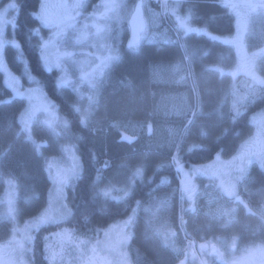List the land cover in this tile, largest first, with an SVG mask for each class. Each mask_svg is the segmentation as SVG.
Masks as SVG:
<instances>
[{
    "label": "trees",
    "instance_id": "obj_1",
    "mask_svg": "<svg viewBox=\"0 0 264 264\" xmlns=\"http://www.w3.org/2000/svg\"><path fill=\"white\" fill-rule=\"evenodd\" d=\"M0 2H11L12 9L6 14L14 13L12 22L4 23L10 37L5 62L21 75V83L29 77V83L39 86L53 101L60 121L73 136L79 160L78 177H72L65 188L69 215L63 221L45 225L42 235L34 234L30 264H49L44 236H51L62 224L66 244H71V236L93 242L121 221L128 223L131 237L127 249L132 264H176L178 258L177 264L181 263L184 254L177 258L171 246L151 232L162 225L178 237L181 197L184 217L193 220L192 225L185 224L190 236L201 241L206 228L211 232L219 226L216 222H208L205 228L201 222L198 224L202 210L193 218L203 201H197L199 191L189 200L178 190L180 170L187 177L191 169L210 167L209 162H213L219 171L223 160L253 133L254 115L264 109V90L250 92L234 104L238 81L244 79L243 86L249 91L254 85L239 70L235 47L220 38H230L236 30L228 4L222 0L169 2L173 7L170 11H175L170 12L169 19L175 22L176 13L184 16L191 30L178 34L164 17L163 23L170 29L167 39L158 43L141 40L136 48L126 44L130 23L124 20L119 41H113L115 56L111 60L108 57L91 89L92 96L96 90L91 104L78 106L80 89L74 80L60 83V70L47 69L41 59V42L48 33L38 11L41 0ZM147 9L149 5V13ZM255 67L264 74V56L257 59ZM2 79L0 73V147L6 146L7 151L9 146L13 148L9 158L0 161L4 168L0 167V175L16 182L15 215L20 220L34 216L46 205L51 179L42 161L47 156L48 164L49 157H60L63 150L51 144L42 151L48 155L41 159L43 153L31 145L28 135L25 143L15 139L21 133L19 106L11 93L8 98ZM34 125L32 122L24 134L28 132L33 138ZM103 159L108 161L106 168H102ZM245 166L248 168L241 170L236 183L240 198L236 220L231 223V233L241 234L242 239L233 252L255 247L258 244L247 243L264 239V231L258 227L264 220V157ZM206 176L197 175L194 182L220 190V182L215 181L216 185ZM2 187L0 179V193ZM243 224L253 226L247 230ZM6 227L8 224L0 226V240L8 233ZM232 237L228 235L227 240L232 241ZM178 241L182 246L183 242Z\"/></svg>",
    "mask_w": 264,
    "mask_h": 264
},
{
    "label": "rangeland",
    "instance_id": "obj_2",
    "mask_svg": "<svg viewBox=\"0 0 264 264\" xmlns=\"http://www.w3.org/2000/svg\"><path fill=\"white\" fill-rule=\"evenodd\" d=\"M11 1L13 2L14 0ZM71 1L73 6L68 2L63 4L62 0H41L38 11L41 14L42 23H45L48 27H56L58 33L57 40L50 30L53 28L47 30L48 33L44 41L41 42V59L47 69H59L62 71L59 75L60 83L74 80L76 87L80 89L78 90L80 94L77 96V104H80L78 106H84L90 105L95 96L96 90L92 96L91 89L99 76L98 73L104 68L108 57L111 60L115 56L113 37H110L109 40L107 36L109 34V21L112 20V16L107 0H97V3L99 2L97 8H95L94 3L86 5L88 0ZM147 2V5L152 7L155 6V2H158L161 10H158V6H155L154 10H152L154 15H152L150 10L147 9L149 13L146 12L144 6L139 8L134 5L132 10L135 8V14L139 13L140 9L144 12V26L139 27L140 15L136 16L132 13L133 19L131 26H129L127 46L136 48L137 42L146 38H148L146 42L149 43H158L159 40L165 41L167 32L171 28L169 27L170 29H168L163 23L164 17H167L169 26H172L178 34L179 31L185 33L191 30L184 16H178L176 13L175 22H173L171 17L169 19L170 12L174 13L175 11L174 9L170 11V8L173 7L168 1L147 0ZM161 2H165L163 8L161 7ZM11 4V2L7 4L0 2V73L3 76L2 84L9 91L7 96L11 93L12 99L17 100V105L19 106L21 133H18L15 139L23 142L25 141L24 137L28 135L26 138L29 137L28 139H31V145L35 146L39 152L45 151L44 149L51 144H57L63 150L60 157L57 155L49 157L48 164L46 163L48 159L46 155L48 153L44 154L42 152L43 156H41V159L46 156L42 162L48 171V176H50L51 186L46 195V205L34 216L19 220L17 214L15 215L16 182H12L3 174L0 175L3 184L0 193V226L8 224L9 227L4 239L0 240V263L27 264L29 261L30 264L31 244L34 234L41 232L42 235L45 233V230L43 231L45 225L63 221L69 215L68 210H66L68 207L64 201L65 188L72 177H78L79 160L74 147V139L73 142L71 139L73 136H69L65 123L63 124V121H60L53 101L45 95L39 86L29 83L31 82L29 77L28 81L21 83V75L19 76L13 72L5 62L4 51L10 41V37L4 27V23L5 20L12 22L14 19V13L6 14V11L12 9V6H9ZM228 6L235 16L236 30L230 38L223 36H220V38L222 41L231 42L235 47L239 70L244 76L250 77L254 85L253 89L249 91L243 86V82L246 83L244 79H242V82L238 81V90L235 89L236 94L233 99L234 104H238L240 102L238 98L242 99L253 91L258 94L264 90V74L259 73L257 67H255L257 59L264 56V0H244V2L229 0ZM77 9L80 12L75 17ZM132 10L130 11L132 12ZM118 11L121 15L124 13V9ZM73 16V20L76 19V21L72 24L70 22ZM77 22L81 24L79 28ZM155 22H157L156 28H154ZM81 27H85L87 31L81 32ZM77 28L78 33H70L71 29L75 30ZM133 29L135 31L136 29L138 31L144 29V32L140 38H134L131 37ZM65 41L70 43L71 53L65 49ZM57 44L62 47H58ZM73 49H80V53L73 55L77 52ZM24 78L27 80V76H24ZM0 94V97H2V92ZM254 116L255 130L248 138L240 142L234 154L228 157L227 160H223L219 171L216 165L212 164L213 162H209L210 164L208 165L210 167L191 169L192 173L190 175L187 174V177L180 170L178 190L189 200L194 198L196 191H199L197 201H203V203H199L200 208L198 205V208L195 209L197 211L193 218L199 216L197 213L202 210L203 218L200 221L198 220V224L201 222L205 228L208 227V222H216L219 229H214L210 232L206 228L200 235L201 238L205 235V239L201 241H197L192 236L189 238L187 235L188 231L186 232L187 229L185 230V224L189 223L192 225L193 220L189 216L184 217L185 214L182 209L183 198L181 197L180 205L182 210L180 209V214H178V221H180V234L178 237L175 231L170 230L166 226L159 225L151 230L154 236H157V239L168 243L169 246L184 254L182 262L179 264H212L213 261L217 262V264H264V239L262 237L256 243L248 240L250 241L247 243L249 244L248 246L258 244L255 247L239 249L238 252H233L235 244H241L239 240L242 238L241 234L233 235L231 233L233 228L231 223L233 224L236 220L240 198L236 194L237 180L241 173L248 168L245 165L264 157V109L256 112ZM32 122L35 124L33 127V132H35V134L33 133V138L28 132V134H24L25 130H29V125ZM20 136L22 139H18ZM122 138L129 140V138L123 136ZM30 147L32 148V146ZM9 148V151H7L6 146L0 147V161L1 159L5 161L6 158H9V153H11L13 147L9 146ZM1 164L0 167H2ZM107 165L108 161L103 159L102 168H106ZM207 173L210 175L206 176L205 174ZM200 174L212 179L216 185L217 182H220V190L214 186L208 188L200 187V185L196 184L194 180ZM19 188L22 187L19 186ZM230 197H234V199L232 200ZM187 209V213H189L190 208ZM204 221L206 224L203 223ZM243 225L247 230L253 226V224ZM64 226L62 224V227L56 232L53 230L51 236H44L46 257L48 256L49 258V264H132L127 249L131 236L126 221H121L115 227H110L103 232L102 238H97L93 242L86 241L82 237L75 239L71 236L69 239H74L71 244H66L67 240L65 239L67 236L65 235ZM258 227L264 231V220H261L260 224L258 223ZM228 235L233 236L232 241L231 239L227 240ZM178 240L183 242L182 246ZM78 244L83 245L78 246ZM177 250L171 249L176 254L178 253ZM179 260L180 258L176 259V264Z\"/></svg>",
    "mask_w": 264,
    "mask_h": 264
},
{
    "label": "crops",
    "instance_id": "obj_3",
    "mask_svg": "<svg viewBox=\"0 0 264 264\" xmlns=\"http://www.w3.org/2000/svg\"><path fill=\"white\" fill-rule=\"evenodd\" d=\"M223 2H226V0H224ZM62 3L64 4V3H66V1L62 0ZM68 3L71 6H73L71 0ZM93 3H94L95 8H97V5H98L99 2L97 3V0H94L91 4H93ZM107 3H108V7L110 8L111 16H112V20H110L109 22H113L114 24H120L121 21H122V24H123L125 19L129 20V15L128 14H127V16H125L124 13L121 15L118 10L124 9V11L125 10L128 11V10H130L131 6L134 5V4H136L139 8H142L143 6L146 5L145 0H107ZM78 9L75 11V17H77V14L80 12V10L78 11ZM73 19H74V16L71 18V22L70 23H72V24L76 21V19L75 20H73ZM77 24H78V22H77ZM80 25L81 24L79 23L78 24V28L80 27ZM46 27H48V26L46 25ZM49 28H53V29H50V30L53 32L54 38L58 40V33H57L56 27H48V29ZM78 28L75 29V30L71 29L70 33H73V32L78 33ZM80 30H81V32L87 31V29H85V27H81ZM65 42H66L65 49L69 50V52L71 53L72 49L69 48L70 43L68 41H65ZM57 46L58 47H62L60 44H57Z\"/></svg>",
    "mask_w": 264,
    "mask_h": 264
},
{
    "label": "flooded vegetation",
    "instance_id": "obj_4",
    "mask_svg": "<svg viewBox=\"0 0 264 264\" xmlns=\"http://www.w3.org/2000/svg\"><path fill=\"white\" fill-rule=\"evenodd\" d=\"M137 31V30H136ZM135 30L133 31L134 33L136 32ZM140 32L137 33V35H139Z\"/></svg>",
    "mask_w": 264,
    "mask_h": 264
}]
</instances>
